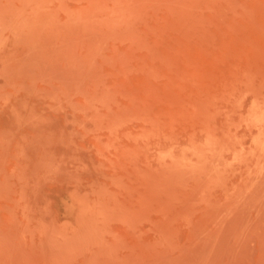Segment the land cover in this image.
<instances>
[{
  "label": "rangeland",
  "instance_id": "obj_1",
  "mask_svg": "<svg viewBox=\"0 0 264 264\" xmlns=\"http://www.w3.org/2000/svg\"><path fill=\"white\" fill-rule=\"evenodd\" d=\"M263 116L264 0H0V264H264Z\"/></svg>",
  "mask_w": 264,
  "mask_h": 264
},
{
  "label": "bare ground",
  "instance_id": "obj_2",
  "mask_svg": "<svg viewBox=\"0 0 264 264\" xmlns=\"http://www.w3.org/2000/svg\"><path fill=\"white\" fill-rule=\"evenodd\" d=\"M251 83H253V86H254V81H253V79H252V82ZM250 83V84H251ZM247 85V84H246ZM252 86V85H251ZM258 89L260 88L259 86L257 87ZM257 89V90H258ZM262 88H260L259 90H261ZM253 90V89H252ZM252 90H250V92L252 91ZM259 90H258V92H259ZM249 92V91H248ZM247 92V93H248ZM253 92L255 93V95H257L256 94V92H255V90H253ZM246 93V92H245ZM260 94V93H259ZM245 95V94H244ZM239 106V105H238ZM202 111V110H201ZM231 111H233V110H231ZM198 112V111H197ZM205 113V112H204ZM201 115V114H200ZM212 117H214V116H212ZM240 117V116H239ZM233 121V120H232ZM255 126V128H251V132L252 133H254V132H256V131H258L259 133L260 132H264V116L263 117H261V118H258V121L256 122V124L254 125ZM209 134V133H208ZM224 134H226V133H224ZM228 135V134H227ZM230 136H228V138H229ZM231 139V138H230ZM192 140V139H191ZM208 142H210V141H208ZM202 144V143H201ZM197 145V144H196ZM208 145V144H207ZM215 145V144H214ZM257 146V145H256ZM260 146V145H259ZM193 148V147H192ZM260 148L261 149H263L264 150V142L263 143H261V146H260ZM187 150V149H186ZM216 150V149H215ZM185 151V150H184ZM183 151V152H184ZM204 151H207V149L206 150H204ZM203 150H201L200 152H204ZM210 151V150H209ZM182 152V153H183ZM215 152V151H214ZM219 152V151H218ZM199 153V152H198ZM202 155V154H201ZM200 155V156H201ZM173 159V158H172ZM212 162H214V161H212ZM211 164V163H210ZM213 164V163H212ZM215 164V163H214ZM216 167V166H215ZM191 168V167H190ZM211 168V167H210ZM192 169V168H191ZM216 169V168H215Z\"/></svg>",
  "mask_w": 264,
  "mask_h": 264
}]
</instances>
